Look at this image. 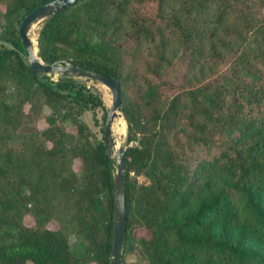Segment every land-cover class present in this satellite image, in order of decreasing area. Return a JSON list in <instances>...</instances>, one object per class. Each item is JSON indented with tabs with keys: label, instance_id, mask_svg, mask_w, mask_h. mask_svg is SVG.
Listing matches in <instances>:
<instances>
[{
	"label": "trees",
	"instance_id": "1",
	"mask_svg": "<svg viewBox=\"0 0 264 264\" xmlns=\"http://www.w3.org/2000/svg\"><path fill=\"white\" fill-rule=\"evenodd\" d=\"M49 1L0 0V264H108L107 109L92 84L33 75L17 34ZM263 12L264 0H81L41 23L42 63L119 86L121 264H264Z\"/></svg>",
	"mask_w": 264,
	"mask_h": 264
},
{
	"label": "water",
	"instance_id": "2",
	"mask_svg": "<svg viewBox=\"0 0 264 264\" xmlns=\"http://www.w3.org/2000/svg\"><path fill=\"white\" fill-rule=\"evenodd\" d=\"M78 1L81 0H51L48 3L37 7L21 20L17 28V34L19 41L26 52V60L29 70L33 75L43 74L51 80L55 77L68 76L82 80L85 83L95 82L107 89L110 94V103L106 111L102 134L106 155L114 169L111 176L113 185V221L108 264H121L126 222L124 148H115L111 137V125L114 119L121 115L119 86L116 81L108 75L74 66L67 62H62L60 64L42 63L38 53L36 52V54H34L32 43L28 38V32L32 26L64 11ZM34 42L36 45L37 38ZM35 48L37 51V46H35Z\"/></svg>",
	"mask_w": 264,
	"mask_h": 264
},
{
	"label": "rangeland",
	"instance_id": "3",
	"mask_svg": "<svg viewBox=\"0 0 264 264\" xmlns=\"http://www.w3.org/2000/svg\"><path fill=\"white\" fill-rule=\"evenodd\" d=\"M263 16H264V12H263ZM41 23L42 22H39V23L35 24L34 26H32V28L28 32V38L29 39H31V37L33 35V38L31 40L33 42L32 43V46L33 45L36 46L34 40L37 38V34H38L39 29H40ZM35 35H36V37H35ZM56 78L57 77L53 78L52 80L55 81ZM87 84H92V86L99 92V94L101 96V99H102V102H103V104L105 105V107L107 109L108 108V105L110 103V94L107 91V89H105L104 87H102L101 85H99V84H97L95 82H89ZM42 112L44 114H47L49 111H48V109L43 108ZM95 116H96V118L98 120V124H99L101 122V120H100V117H101L100 113L95 112ZM84 119L90 125V127L97 133V137L99 138L100 137V134L97 132L99 127L93 125V123L91 121V115L90 114H86V116L84 117ZM36 125L38 126V128H41L42 127V123L41 122H39ZM111 137H112V141H113V144H114L115 148H118V147L125 148V146H126V142H125V138H126V125H125V122H124V120L122 118V115H119V117H117V118L114 119V121H113V123L111 125ZM137 180L139 182H142L143 181L142 178H138ZM24 221H25V223L27 225L30 224V219L29 218H25ZM126 261L129 262V263H133L134 262V258L133 257H127L126 258Z\"/></svg>",
	"mask_w": 264,
	"mask_h": 264
},
{
	"label": "bare ground",
	"instance_id": "4",
	"mask_svg": "<svg viewBox=\"0 0 264 264\" xmlns=\"http://www.w3.org/2000/svg\"><path fill=\"white\" fill-rule=\"evenodd\" d=\"M36 29V28H35ZM38 30V29H37ZM34 31V30H33ZM35 33V32H34ZM35 37H36V35H35ZM32 38H33V35H32V37H31V39H30V41L32 40ZM31 43H33L32 41H31ZM33 50H34V54H36V50H35V46L33 45Z\"/></svg>",
	"mask_w": 264,
	"mask_h": 264
}]
</instances>
